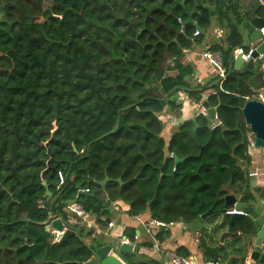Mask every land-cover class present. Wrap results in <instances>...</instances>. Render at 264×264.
<instances>
[{
    "label": "trees",
    "instance_id": "16d2710c",
    "mask_svg": "<svg viewBox=\"0 0 264 264\" xmlns=\"http://www.w3.org/2000/svg\"><path fill=\"white\" fill-rule=\"evenodd\" d=\"M200 1L215 11L197 7L192 21L201 32L193 37L195 26L184 25L192 0H0V264L86 263L102 245L84 242L91 233L69 222V201L97 223L106 217L103 226L112 205L130 217L148 212L164 223L200 225L203 262L223 261L216 234L239 216L225 214L232 206L224 198L232 191L243 203L255 202L244 169L249 129L239 114L262 77L243 69L224 81L193 84L182 51L201 45L212 26L222 29L225 37L210 50L221 54L227 74L232 52L246 49L241 28L249 20L238 0ZM256 15L264 19V7ZM172 57L177 62L168 69ZM165 70L177 75L163 77ZM206 91L204 106L216 110L220 126L211 130L209 117L196 115L178 124L166 144L159 115H184L179 94L199 101ZM171 154L183 161L175 165ZM58 172L64 184L57 189ZM105 177L103 190L97 183ZM255 192L264 198V189ZM50 216L75 235L55 242L46 228ZM114 235L133 241L135 229ZM138 246L123 254L138 257L131 264H162L139 256L151 244ZM174 254L189 256L181 248Z\"/></svg>",
    "mask_w": 264,
    "mask_h": 264
},
{
    "label": "crops",
    "instance_id": "0c3cea01",
    "mask_svg": "<svg viewBox=\"0 0 264 264\" xmlns=\"http://www.w3.org/2000/svg\"><path fill=\"white\" fill-rule=\"evenodd\" d=\"M260 1L262 0H238V9L239 12L248 18V22H246V25H244V28H241V34L244 39V45L246 48L250 45L249 41V33L252 30V27L250 25V22L254 18H260L256 15L258 8H263L264 6L260 5ZM211 7V6H210ZM215 11V7L212 6ZM214 14V13H213ZM213 16V15H211ZM262 19V18H261ZM264 20V19H263ZM220 32L218 35L217 33ZM225 37V32L222 29L217 28L216 26H212L204 39V42L199 45L195 46L192 51L195 53H198L202 51L206 47H210L213 45L214 42H218L220 39L222 40ZM220 40V41H221ZM260 45V44H259ZM234 60H232L233 63ZM261 61L256 60L254 62V68L258 70L259 73H261V79H256V85L257 87H253L251 90V93L253 91H264V89L261 87L264 83V79L262 76V72L259 68ZM184 65H191L194 70V75L192 82L193 84H199L201 86L206 85L211 80H216L217 78L213 74V72L207 67V63L198 57V55H191L187 57V60L182 63ZM258 66V67H257ZM243 70V69H241ZM177 75L175 70H165V74L163 77L168 78H174ZM227 75V74H226ZM218 80V79H217ZM216 80V81H217ZM157 89H160V85H156ZM209 92H203L201 94V98L204 97V95L208 96ZM176 104H179V98H176ZM184 107L186 111H184V115L181 114V116H174L169 111H165L162 115H159L160 120L163 123V131L161 134V137L163 138L164 142L167 144L168 140L173 132V129L178 127V124L184 122L185 120H190L194 118L196 115L191 112L190 108L186 106V104H181L180 107ZM171 118L175 119V124H171ZM250 145L248 147V156H249V163L244 166V169L246 170L249 186L251 193L255 197V202L253 204H246L248 207L252 208V212L250 215L243 214L242 216H235V215H228L229 217H234L232 220L234 221L233 225L231 223V219H229V222L232 226V228H229L227 231H219L216 234V239L214 242L218 241V245L222 246V250H224V254L226 255L222 264H259L258 261H253L250 259V255L252 252H259L262 253V243L256 238V233L260 229V225L263 221H261L259 218L261 216H264V198L260 197L259 194L255 192L256 189L263 190L264 189V148H254L252 147V138H249ZM172 156V154H171ZM44 183V182H43ZM227 191L228 188H226ZM228 196L234 197L238 202H241L239 197H235L232 194V191H230ZM75 202V201H74ZM243 203V202H241ZM231 207V206H229ZM227 208V207H226ZM233 210L235 209L234 206L231 208H228L227 210ZM139 219L142 222L147 221L150 219V216L148 212L139 215ZM54 219H57L56 217H53ZM106 217L101 216L98 219V223L95 221L94 217L89 218L88 225L80 223L78 220H76L73 216L69 218V222L71 224H80L83 226L87 231H90L91 237H84V242H86L88 245L92 244L95 245L97 243H100L102 246L110 243V242H117L120 244L122 235H119V237L110 236L111 231H117L118 234H121L124 229L126 228H132L135 229V235L138 236V241L136 242V245L133 246L132 252L134 253L135 250L139 247V244H144L145 242L151 244L153 246L154 243H152V240L150 237H148L144 231V228L134 219V217H130L126 214V212L120 211L119 209H116L115 206L112 205V209L110 212V218L109 223H112V227L108 228V226L101 225L105 221ZM253 220L250 224V227H243L241 224L244 220ZM108 223V224H109ZM119 226V228H117ZM50 229V228H49ZM71 231V230H70ZM164 231V232H163ZM166 231V232H165ZM246 231L250 235L249 236H241L240 234ZM73 232V235H75V232ZM161 232V233H160ZM168 234V236H163L161 240L158 238H154V240L159 244L161 251L157 252L155 251L152 246L151 248H145L140 247L138 249L139 256L151 258L158 260L162 262V264H169L168 260L164 257L163 251H170L171 253H175L177 249H180L182 251H186L189 256L197 258L199 262H203L202 259V253L198 250L199 243L196 242V238L198 240H201L202 236V230L200 225H195L192 228H189L188 226H185L181 222L175 223L174 226H172L168 230H161V231H155L153 232V236L157 235L158 233L160 235H163V233ZM62 235V234H61ZM71 236V235H70ZM55 242L59 241L61 239V236H55L54 238ZM260 245V246H259ZM136 257V256H135ZM134 257V258H135ZM136 260H138V257H136ZM121 261L123 264H131L133 262V259H129L124 257L122 254ZM218 262V264H221Z\"/></svg>",
    "mask_w": 264,
    "mask_h": 264
},
{
    "label": "water",
    "instance_id": "95a60500",
    "mask_svg": "<svg viewBox=\"0 0 264 264\" xmlns=\"http://www.w3.org/2000/svg\"><path fill=\"white\" fill-rule=\"evenodd\" d=\"M186 0H181L180 4H183ZM195 5L192 12L188 15V20L184 25H192L201 32V28L195 25L192 21V16L196 13L197 7H205L210 11V15H213L214 8L210 6H203L200 0H192ZM250 25L252 27L251 32L249 33V41L251 43L258 41L260 39L259 29L264 26V20L261 18H254L251 20ZM264 57V42H262L256 50L252 53L251 60L247 63H243L240 56L236 57L230 66L229 72L226 77H228L232 72L240 71L241 69L252 70L254 69V60L258 58L259 55ZM216 110L210 108L208 110V117L210 120L214 119ZM239 119L244 122L245 126L249 129V137L252 138V147L254 148H264V103L261 101L251 99L245 101L240 109ZM195 138V136H194ZM75 152V150H74ZM171 158L173 159L175 165H178L183 160L179 159L176 155L172 154ZM110 181L108 177H105L102 182L97 183L103 190L105 185ZM117 183L121 184V180H116ZM44 185V183H42ZM78 189V194L83 196H89V193L83 191L80 187ZM52 194L47 190L44 197L50 198ZM56 199H54L50 204V211ZM225 207L234 206L236 210H241L243 214L250 215L252 208L248 207L245 203L238 202L232 196H226L224 198ZM74 204V201H69L68 205ZM212 213V210L207 212L201 219L209 216ZM262 222L260 225L259 231L256 233V238L263 243L264 242V216L259 218ZM46 228H51L56 232L62 233L61 240H65L68 236L73 235V232L66 229L62 222L59 219H54L50 216L48 222L46 223ZM122 240H125V237H121ZM260 246V245H259ZM133 247L128 244H118L117 242H110L104 246H100L93 252L92 257L84 264H123L121 261L122 254L131 253ZM250 259L253 261H258L259 264H264V254H260L255 251L250 255Z\"/></svg>",
    "mask_w": 264,
    "mask_h": 264
},
{
    "label": "built area",
    "instance_id": "2783aa9c",
    "mask_svg": "<svg viewBox=\"0 0 264 264\" xmlns=\"http://www.w3.org/2000/svg\"><path fill=\"white\" fill-rule=\"evenodd\" d=\"M260 5L264 6V0L260 1ZM178 22H180L179 19H178ZM219 33L220 32H218L217 35ZM259 34H260V39L253 43H250L248 48L246 49L242 47L236 48L232 52L233 60L236 57L240 56L244 64L249 62V60H251L252 53L256 50L259 44L264 42V26L259 29ZM198 35H199V31L196 30L193 33V37H197ZM191 55H198V57H200L201 60L207 63V67L213 72L215 77L218 79L217 82L225 80L226 69L224 67L222 56L219 52L210 50V47H206L198 53L193 52L192 49H184L182 51L181 61L184 62L185 59ZM256 60L261 61L259 68L262 72V76L264 79V57L260 54ZM256 60H254V62ZM176 62H177L176 57L169 58L166 61L167 68L174 69ZM208 96L204 95V97H202L201 100L196 101L190 98L187 93L181 92L178 96L179 104L180 105L186 104V106L190 108L191 112H193L194 115H204L208 117V110L210 108H207L204 106V104L207 101ZM251 99H255V100H258L264 103V97L260 94V91H256V90L253 91L249 97L245 98V101L251 100ZM175 122H176L175 119L171 118V124L172 123L175 124ZM219 126H220V122L218 121L217 115L215 113L214 119L210 120V129L213 130ZM169 158H171V155H169ZM57 177H58V186H57V189H58L60 186L64 184V175L61 172H58ZM83 191L89 193V190H83ZM67 210L69 214H71L76 220H78L80 223L85 224V225H88L87 223H88L89 218L93 217L91 212L84 210L79 204L75 202L74 204L68 205ZM225 214L226 215H243V212L241 210L233 209V210L225 211ZM134 219L144 228L146 235L151 238L152 243H154L152 248L157 252L161 251L159 244L154 240L153 232L161 231V230H168L172 226H174L175 223H164V222L151 219V218L145 222H142L138 216H135ZM110 227H112V223L108 224V228ZM52 233L58 237H60L62 234L54 230H52ZM137 241H138V236L135 235L133 241L125 237V240H122V239L120 240V244L124 243V244L131 245L133 247L136 245ZM196 242L199 243L198 238H196ZM261 248H262V253L264 254V242L262 243ZM162 253L164 257L168 260L169 264H213V262L211 261L199 262L197 258L195 257H192V256L184 257V256L176 255L166 250H164Z\"/></svg>",
    "mask_w": 264,
    "mask_h": 264
},
{
    "label": "rangeland",
    "instance_id": "374dc122",
    "mask_svg": "<svg viewBox=\"0 0 264 264\" xmlns=\"http://www.w3.org/2000/svg\"><path fill=\"white\" fill-rule=\"evenodd\" d=\"M187 60V58L185 59V61ZM260 94L264 97V91H260ZM250 138V137H249ZM250 141V140H249ZM246 227H250V224ZM55 231V230H54ZM59 233V232H58ZM133 262H136V257L133 258Z\"/></svg>",
    "mask_w": 264,
    "mask_h": 264
}]
</instances>
